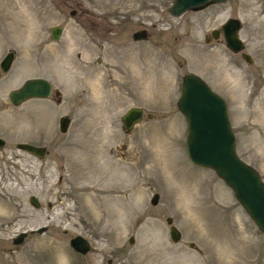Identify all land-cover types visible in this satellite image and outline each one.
Returning a JSON list of instances; mask_svg holds the SVG:
<instances>
[{
  "label": "rangeland",
  "instance_id": "1",
  "mask_svg": "<svg viewBox=\"0 0 264 264\" xmlns=\"http://www.w3.org/2000/svg\"><path fill=\"white\" fill-rule=\"evenodd\" d=\"M172 2L0 0V60L14 53L7 72L0 65V198L10 214L0 216V264H264V233L212 169L186 156L177 107L182 76L200 75L226 101L238 155L264 180V0L179 15ZM229 17L241 22L238 52L222 34ZM143 28L148 37L134 39ZM30 77L48 79L51 95L12 104L9 91ZM132 106L144 114L127 131ZM77 235L84 253L70 245Z\"/></svg>",
  "mask_w": 264,
  "mask_h": 264
},
{
  "label": "water",
  "instance_id": "2",
  "mask_svg": "<svg viewBox=\"0 0 264 264\" xmlns=\"http://www.w3.org/2000/svg\"><path fill=\"white\" fill-rule=\"evenodd\" d=\"M225 0H173L168 8L173 15H179L188 9H197L209 2H222ZM241 22L238 18L229 17L221 25L222 34L226 46L234 52L244 48V42L239 37L238 31ZM62 26L55 25L50 28L51 36L58 39ZM217 36V30L213 32ZM134 39L147 38L145 28L133 32ZM208 41V38H206ZM13 51H9L2 58L0 65L3 70H8L13 60ZM242 57L252 62V58L246 52ZM52 84L44 77H30L23 83L9 91L10 101L19 105L30 98H46L51 93ZM177 107L183 114L187 123L185 140V152L188 159L196 166L211 168L233 191L235 198L244 208L249 218L257 228L264 233V180L256 168L243 160L236 151L235 134L232 129L227 104L225 99L210 85L194 72H187L182 76L181 91L177 99ZM144 109L140 106L128 108L121 116L122 127L129 131L143 118ZM151 116V113H147ZM68 117L61 116L59 126L66 130ZM5 140L0 136V148ZM16 147L42 157L46 152L45 146L35 145L29 142H17ZM158 194L154 193L152 202L156 203ZM30 201L35 206L39 205L34 195ZM170 223L169 233L172 240L180 238V232L168 217ZM39 229V231H41ZM24 232L13 238L14 243L22 240ZM70 245L79 252L89 249L87 239L77 235L70 239Z\"/></svg>",
  "mask_w": 264,
  "mask_h": 264
},
{
  "label": "bare ground",
  "instance_id": "3",
  "mask_svg": "<svg viewBox=\"0 0 264 264\" xmlns=\"http://www.w3.org/2000/svg\"><path fill=\"white\" fill-rule=\"evenodd\" d=\"M262 12H263V11H262ZM260 15H262V14H260ZM257 18H258V17H257ZM262 30H263V29H262ZM262 30H261V31H262ZM68 51H69V49H68ZM65 53H66V52H65ZM229 79H230V78H229ZM96 85H97V84H96ZM200 167H203V166H200ZM203 168H209V167H203ZM210 169H211V168H210ZM9 187L12 189V183H11V186H9ZM49 197H50V196H49ZM49 197H48V198H49ZM4 198H5V197H4ZM53 199H54V198H53ZM48 202H50V203L52 204V200H48ZM9 203L12 204V200L9 201ZM2 206H3V204H2V202H1V198H0V216H10L9 213L7 214V213H4V212H3V207H2ZM60 206H61V205H60ZM58 208H59V207H58ZM63 209H64V208H63ZM5 212H6V211H5ZM57 213H58V211H57ZM55 215H56V214L54 213V216H55ZM27 218H28V217H27ZM21 219H22V218H21ZM25 219H26V218H25ZM20 222H21V221H20ZM23 223H24V222H23ZM23 223H22V224H23ZM22 224H21V225H22ZM16 226H17L16 229H20V228H21V226H18L17 223H15V226L13 225V227H16ZM4 229H5V228H4ZM9 230H10V229H9Z\"/></svg>",
  "mask_w": 264,
  "mask_h": 264
},
{
  "label": "flooded vegetation",
  "instance_id": "4",
  "mask_svg": "<svg viewBox=\"0 0 264 264\" xmlns=\"http://www.w3.org/2000/svg\"><path fill=\"white\" fill-rule=\"evenodd\" d=\"M7 53H8V52H7ZM4 56H5V55H4ZM4 56H3V57H4ZM1 60H2V59H1ZM1 60H0V62H1ZM2 71H3V72H7V70H3V69H2ZM52 90H53V86H52V88H51V93H52ZM51 93H50V95H51ZM9 99H10V98H9ZM143 114H144V113H143ZM0 136H1V135H0ZM2 137L4 138V136H2ZM4 140H5V142H6V139H5V138H4ZM4 145H5V143H4Z\"/></svg>",
  "mask_w": 264,
  "mask_h": 264
}]
</instances>
